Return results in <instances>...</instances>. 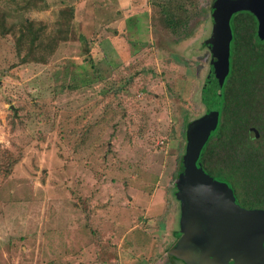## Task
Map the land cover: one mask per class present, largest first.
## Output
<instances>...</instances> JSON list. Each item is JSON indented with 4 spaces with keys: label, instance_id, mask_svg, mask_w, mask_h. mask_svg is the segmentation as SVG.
Wrapping results in <instances>:
<instances>
[{
    "label": "rangeland",
    "instance_id": "1",
    "mask_svg": "<svg viewBox=\"0 0 264 264\" xmlns=\"http://www.w3.org/2000/svg\"><path fill=\"white\" fill-rule=\"evenodd\" d=\"M20 1L0 19L36 21L47 61L20 63L0 36V264H184L164 252L186 127L205 114L212 0L183 3L182 37L153 0Z\"/></svg>",
    "mask_w": 264,
    "mask_h": 264
},
{
    "label": "trees",
    "instance_id": "2",
    "mask_svg": "<svg viewBox=\"0 0 264 264\" xmlns=\"http://www.w3.org/2000/svg\"><path fill=\"white\" fill-rule=\"evenodd\" d=\"M153 1L169 30L185 36L188 11L183 3L191 5L190 0ZM16 5L22 10L45 6L43 0H21ZM229 28L228 73L217 99V123L200 149L196 163L213 180L229 184L231 188V176L241 173L253 188L249 187L250 196L245 194L249 200L243 201L244 205L258 204L264 208V39L255 38V20L248 12L233 14ZM41 30L40 26L36 27V21L28 18L9 25L4 18L0 19V36L10 35L14 39L20 63H46ZM207 81L206 78L201 98L205 112L213 103L210 92L206 91ZM251 129L257 138L251 137ZM9 162L14 164L15 160L6 163Z\"/></svg>",
    "mask_w": 264,
    "mask_h": 264
},
{
    "label": "water",
    "instance_id": "3",
    "mask_svg": "<svg viewBox=\"0 0 264 264\" xmlns=\"http://www.w3.org/2000/svg\"><path fill=\"white\" fill-rule=\"evenodd\" d=\"M248 11L257 19V40L264 39V0H214L212 3V70L206 91L212 108L186 127L182 171L174 198L180 203L178 240L167 251L184 264H264V210H245L234 203L225 183L213 180L196 163L200 149L217 123L216 105L228 73L231 14ZM216 98V99H215ZM215 99V100H214ZM250 133L256 132L251 129Z\"/></svg>",
    "mask_w": 264,
    "mask_h": 264
},
{
    "label": "flooded vegetation",
    "instance_id": "4",
    "mask_svg": "<svg viewBox=\"0 0 264 264\" xmlns=\"http://www.w3.org/2000/svg\"><path fill=\"white\" fill-rule=\"evenodd\" d=\"M232 1H235V0H232ZM214 2V0H212L211 1V10H212V3ZM239 12H242V11H239ZM243 12H248V11H243ZM236 13H238V12H236ZM249 14H251L250 12H248ZM233 14H235V13H233ZM233 14H231V16H230V19H231V17H232V15ZM252 15V14H251ZM252 17L254 18V20H255V38H256V32H257V19H256V17L254 16V15H252ZM230 19H229V26H230ZM257 39V38H256ZM263 40V39H262ZM258 41H260V40H258ZM210 55V59L209 60H213L214 61V57H213V55H212V52L209 54ZM211 62V61H210ZM212 63L213 62H211V64H210V66H209V69H210V73H211V69H212ZM209 71V70H208ZM225 80V79H224ZM251 135V137L253 136V137H255V133H251L250 134ZM255 138H257V137H255ZM233 194V193H232ZM233 198H234V195H233ZM175 199V198H174ZM234 201H235V198H234ZM177 202V215H178V224H177V231H174V235H173V239H174V243L177 241V239H178V235L176 236L175 235V233L177 232L178 233V225H179V216H180V203H179V201H176ZM235 204H236V202H234ZM237 205V204H236ZM238 207H240V208H242V209H245L246 210V208H244V207H242L241 205H239ZM248 210V209H247ZM255 210H264V208H258V209H255ZM262 248L264 249V241H263V243H262ZM228 263L230 264V263H232V260L231 259H229L228 260Z\"/></svg>",
    "mask_w": 264,
    "mask_h": 264
},
{
    "label": "crops",
    "instance_id": "5",
    "mask_svg": "<svg viewBox=\"0 0 264 264\" xmlns=\"http://www.w3.org/2000/svg\"><path fill=\"white\" fill-rule=\"evenodd\" d=\"M179 237V236H178ZM178 240V239H177ZM177 242V241H176ZM175 242V243H176ZM174 242H173V245L175 244ZM175 246V245H174ZM165 254H166V257L168 258V257H171V256H168L167 255V251L165 250V252H164ZM172 259V258H171ZM168 260V259H167ZM167 260H165V261H162V264H171V262L170 261H167ZM144 264V263H143Z\"/></svg>",
    "mask_w": 264,
    "mask_h": 264
}]
</instances>
